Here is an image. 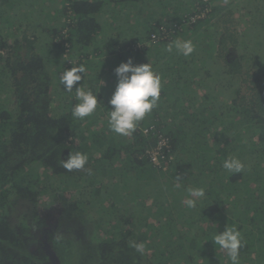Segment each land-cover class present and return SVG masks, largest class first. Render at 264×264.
<instances>
[{
  "label": "trees",
  "instance_id": "1",
  "mask_svg": "<svg viewBox=\"0 0 264 264\" xmlns=\"http://www.w3.org/2000/svg\"><path fill=\"white\" fill-rule=\"evenodd\" d=\"M130 57L162 87L123 137L108 99ZM82 85L99 102L80 120ZM76 151L91 175L60 166ZM233 226L240 264H264V0H0V264H231L213 237Z\"/></svg>",
  "mask_w": 264,
  "mask_h": 264
},
{
  "label": "clouds",
  "instance_id": "2",
  "mask_svg": "<svg viewBox=\"0 0 264 264\" xmlns=\"http://www.w3.org/2000/svg\"><path fill=\"white\" fill-rule=\"evenodd\" d=\"M175 51L185 57L190 56L195 51V45L189 40L176 39L168 43L165 51L171 53ZM86 68L83 65L71 67L65 70L60 76V83L65 92H73L74 85L82 80L80 74H84ZM117 84L108 99V127L109 130L119 136L130 137L136 131L138 124L151 114L152 110L158 106L161 96V77L153 70L150 63L134 64L130 57L126 62H121L115 69ZM76 100L78 101L72 108V116L75 119L83 120L91 116L98 106V96L94 95L91 89L84 85L75 88ZM88 156L85 153L76 151L70 152L66 160H60V166L66 171L82 170L89 175L91 168H87ZM222 167L229 173L239 174L245 169L244 163L237 157L231 156L223 161ZM182 177H176V186H181ZM187 197L183 203L189 209L197 206V201L205 198L203 188H188ZM213 242L226 252L231 264H240L239 255L242 247V236L236 227H226L221 234L213 237ZM129 247L137 253L144 254L146 244L130 241Z\"/></svg>",
  "mask_w": 264,
  "mask_h": 264
},
{
  "label": "built area",
  "instance_id": "3",
  "mask_svg": "<svg viewBox=\"0 0 264 264\" xmlns=\"http://www.w3.org/2000/svg\"><path fill=\"white\" fill-rule=\"evenodd\" d=\"M153 155V161H157L158 159H157V153H154V154H152Z\"/></svg>",
  "mask_w": 264,
  "mask_h": 264
},
{
  "label": "rangeland",
  "instance_id": "4",
  "mask_svg": "<svg viewBox=\"0 0 264 264\" xmlns=\"http://www.w3.org/2000/svg\"><path fill=\"white\" fill-rule=\"evenodd\" d=\"M152 160H153V159H152ZM154 162H155V163H159V164L161 163L160 160H159V158H158L157 161H154ZM161 165H162V164H161Z\"/></svg>",
  "mask_w": 264,
  "mask_h": 264
}]
</instances>
